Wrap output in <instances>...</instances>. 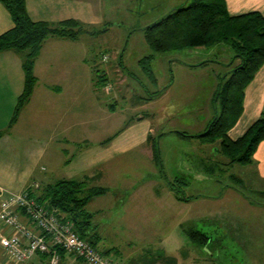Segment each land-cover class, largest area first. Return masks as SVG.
Wrapping results in <instances>:
<instances>
[{"label":"rangeland","instance_id":"374dc122","mask_svg":"<svg viewBox=\"0 0 264 264\" xmlns=\"http://www.w3.org/2000/svg\"><path fill=\"white\" fill-rule=\"evenodd\" d=\"M114 1L118 2L115 12L105 16V23H110L108 29L101 33H85L89 55L99 61V69L111 66V70L107 69L105 83L119 93L113 100L116 106L106 129L118 132L140 114L151 117L155 124L159 122L160 126L156 127L159 132V129L189 134L201 132L219 110L215 91L220 78L229 69L226 65L232 55L229 46L219 43L157 53L151 62L155 76L152 78L138 64V58L150 52L141 29L161 17L163 10L155 9L150 14L147 4L144 6L139 0ZM123 1L127 2L126 8ZM179 1L164 0L163 9L167 11V5H177ZM102 27L103 24L96 28ZM123 49L124 67L130 74L119 65L118 57ZM102 54L108 55L104 61ZM121 76L125 82L120 80ZM165 85L169 89L162 101L148 104L147 98L148 103L140 102L141 97ZM96 87L103 89L102 84ZM104 127L97 131L102 132L101 137L105 139L108 132ZM97 137L95 134L94 138ZM157 142L156 138L157 150L169 151L165 153V157L169 154L168 179L184 177L188 184L179 180L174 182V187L182 190L185 196L193 197L179 198L180 205L176 209L179 203H169L167 191L160 190L163 197L160 200L166 201L165 214L159 215L156 222H146L156 207L143 206L137 214L131 215V208L123 202L129 201V195L140 182L162 181L153 169L154 163L141 158L134 166L128 164L119 168L117 177L115 174L111 181L104 182L105 192L85 206L92 214L91 226L95 234L90 233L88 238L94 241L95 248L101 253L110 248L105 254L117 264H121L119 260L126 264H264V195L246 185L248 163L224 166L226 158L220 152L219 139L210 142L198 137L184 139L171 133L165 141ZM156 160L160 166V158ZM181 160L190 162V169L179 172ZM200 163L208 164V169L198 166ZM239 195L246 197V200L240 198V215L231 198ZM138 227L146 229L137 231ZM189 230L207 235V245L191 239L187 235ZM95 235L100 237V242Z\"/></svg>","mask_w":264,"mask_h":264},{"label":"crops","instance_id":"0c3cea01","mask_svg":"<svg viewBox=\"0 0 264 264\" xmlns=\"http://www.w3.org/2000/svg\"><path fill=\"white\" fill-rule=\"evenodd\" d=\"M163 1L139 0V3L144 6L146 3L150 14L155 9L163 10L162 13L165 14L184 2L188 3L189 0H180L177 5H169V7L167 5L165 7L167 11L163 9ZM224 1L231 15L259 12L264 17V0ZM126 3L123 1L125 8ZM117 4L118 2L114 0H25L27 13L34 21L59 22L75 19L85 24L88 30H100L101 28L96 27L102 24V29L107 30L110 23H105V16L111 11L115 12ZM12 26L11 16L0 1V34ZM85 33L88 34L87 32L79 33L74 38L50 36L44 41L34 62L33 72L36 83L33 92L12 125L9 124L17 98L23 90L24 73L21 58L17 52L0 51V202L12 193L25 191L29 195L31 191L37 193L43 185L59 179H79L87 176L89 185L104 187V182L111 181L115 174L117 177L119 168L128 164L134 166L136 160L144 158L154 163L153 169L162 181L148 179L140 182L134 193L128 196L129 201H124L123 204L131 208L130 211L133 212L131 215L137 214L143 206L156 207L153 215H150L146 221L156 222L159 215L164 216L165 214L166 201L160 200L163 198L160 196V190L167 191L166 197L169 203L175 204L176 201L179 203L176 209L179 208L180 202L176 194L165 183L166 178L169 177L166 172L169 166V154L165 157V153L169 151L164 149L162 153L158 148V157L161 162L158 166L152 143L155 144L156 138L159 143L165 141L171 133H176L177 137L184 139L187 136L179 133L180 130L164 132L163 129H159L161 132L156 131L160 123L155 124L151 117L139 114L108 144H100L104 138L101 137L102 132H98L97 128L105 126L104 130L108 132L105 138L117 132V130L112 131L106 128L110 125L109 121L116 106L113 100L118 97L119 93L112 88L105 91L103 85L108 84L105 83L108 80L107 69L111 70V66L105 69L98 68L99 61L93 60V57L89 55ZM124 51L125 49L119 53L118 60L122 66L121 70H126L130 74L124 67ZM144 56L138 58V64L142 69L144 68L140 64V59ZM118 68L119 66L114 69L117 71ZM95 69H99L98 74L104 78L103 89L96 87L98 85L95 81L97 76H94ZM120 80L124 81L123 76ZM168 89L169 87H166L154 98H148V95L141 97L140 102L148 103L147 98L150 100L148 104L155 100L162 101ZM122 92L123 90L120 89V93ZM263 110L264 64L246 86L243 111L228 131V136L231 139L240 137ZM138 117L141 119L137 120ZM95 134L97 138H94ZM149 135L151 141L148 140ZM87 142L88 144H85ZM164 143L167 146L168 142ZM186 160L180 161L179 172L190 169L191 163L188 164ZM228 165L230 164L224 163V166ZM247 165L250 168L246 170L249 175L245 176L246 185L251 190L264 195V140L258 144L252 161ZM198 166L208 169L206 163H200ZM185 184H188L186 180ZM95 197L98 196H93L88 203ZM241 197L246 200V197L241 195L237 198L236 196L231 197L238 206L236 211L239 215L242 213L239 210ZM201 198L207 197L202 196ZM18 215L21 222L30 229L36 230L27 221L23 212L18 211ZM144 229L146 227H138L137 231ZM94 230V227L91 228L89 233L95 234ZM9 233V228L0 219V235H9ZM94 238L100 242V237L95 235ZM207 243L208 241L201 244L207 245ZM106 249L110 250V248ZM106 249L105 253H108ZM58 253L60 259L57 264H85L81 259L74 258L62 249H58ZM119 262L126 264L123 260ZM0 264H50V254L48 252L37 253L25 262L15 263L0 246Z\"/></svg>","mask_w":264,"mask_h":264},{"label":"trees","instance_id":"16d2710c","mask_svg":"<svg viewBox=\"0 0 264 264\" xmlns=\"http://www.w3.org/2000/svg\"><path fill=\"white\" fill-rule=\"evenodd\" d=\"M0 1L13 21V26L0 34V51L17 52L24 73L23 90L17 98L9 124L12 125L33 92L36 83L34 62L44 41L50 36L74 38L79 33L93 34L104 32L106 29L88 30L85 24L75 19L59 22L34 21L27 13L25 0ZM141 30L150 52L140 59V64L152 78L154 75L150 64L157 53L187 47H210L219 43H226L229 46L232 52L226 64L229 65V69L220 78L215 91V103L219 110L202 132L189 134L179 131V133L209 142L219 139L220 152L226 158L225 164L250 163L258 144L264 140V110L240 137L231 139L228 131L243 111L246 86L264 64V17L259 12L231 15L224 0H190L170 9L157 20L143 26ZM94 71L99 86L104 83V78L97 75L99 69ZM166 87L167 85L152 92L148 98L158 96ZM128 123H125V127ZM121 130L105 138L100 144H108ZM148 140H152L150 135ZM152 145L155 157L158 158L157 146L153 143ZM179 180H184V177H175L173 180L166 178L165 183L178 198L186 199L184 192L174 187V182ZM104 192V187L89 185L87 176H84L79 179H59L45 184L37 193L31 191L30 196L44 207L56 209L61 217L72 222L74 230L80 237L94 246V241L88 238L89 230L93 228L92 214L85 206L93 196ZM187 235L200 243L209 240V237L199 230H189Z\"/></svg>","mask_w":264,"mask_h":264},{"label":"built area","instance_id":"2783aa9c","mask_svg":"<svg viewBox=\"0 0 264 264\" xmlns=\"http://www.w3.org/2000/svg\"><path fill=\"white\" fill-rule=\"evenodd\" d=\"M107 58L108 55H102V61ZM104 89L108 91L110 86L105 84ZM18 211L23 212L35 231L21 222ZM0 219L10 230L9 235H0V246L15 263L48 252L50 264H57L58 249H62L85 264H117L80 237L70 220L61 217L56 209L39 204L27 191L12 193L1 200Z\"/></svg>","mask_w":264,"mask_h":264}]
</instances>
